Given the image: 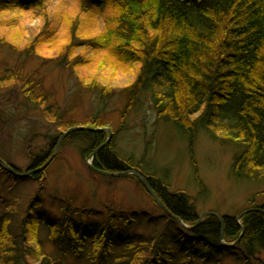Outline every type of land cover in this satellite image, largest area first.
I'll return each instance as SVG.
<instances>
[{
    "label": "trees",
    "instance_id": "obj_1",
    "mask_svg": "<svg viewBox=\"0 0 264 264\" xmlns=\"http://www.w3.org/2000/svg\"><path fill=\"white\" fill-rule=\"evenodd\" d=\"M81 1L88 4L86 11L90 17L101 19L97 24L102 23L103 29L95 36L82 32V14H76L65 16L67 30L58 38L47 26L44 10L48 0H0V14L12 9L39 11L45 18L43 28L53 33L46 37V32L42 41L49 44L58 40L69 63V58H74L71 56L81 55L84 45L91 43L92 58L104 55L118 68L137 69L134 83L125 90L124 116L142 90H151L159 117L175 122L190 140L202 123L213 139L240 149L232 166L237 180L264 181V0ZM35 41L40 42L39 36L33 38ZM75 61L80 63L78 59ZM15 85H21V95L43 109L53 121H60L65 131L89 123V129L72 130L63 144L86 138L92 142L89 157L106 142L105 131L93 130L100 126L98 119L90 118L89 122L79 124L76 120L66 121L65 116L63 120L57 110L46 109L50 94L36 72L24 78L17 69L3 67L0 88ZM56 143L57 138L48 140L44 147H31L30 169L43 166L54 154ZM92 162L100 170L113 173L131 170L143 175L175 217L161 209L150 195L165 219L158 238L143 236L132 213L124 214L114 206L109 208L107 220L89 234L77 228L75 216L87 220L93 212L85 207L73 209L72 204H67L61 208V223H48L51 239L60 251L67 235L73 245V256L84 264H223L226 254L236 256L237 264H264L261 258L264 205L245 213L240 221L231 215L221 216L222 221L216 215H207L198 224L201 215L195 210L192 196L182 189L172 191L165 180L144 172L143 159L123 157L110 143ZM0 172L17 180L40 182L45 174L44 171L20 178L10 174L1 162ZM128 177L148 192L136 175ZM29 219L24 218L23 228L32 233L31 239L36 242L37 248L28 250L39 256L37 264H70L60 256L38 251L39 221ZM170 224H174L176 231L172 238L167 237ZM26 230L17 236L11 230L10 219L2 220L0 264H23L16 240L21 236L28 239ZM115 232L122 238L117 240Z\"/></svg>",
    "mask_w": 264,
    "mask_h": 264
},
{
    "label": "rangeland",
    "instance_id": "obj_2",
    "mask_svg": "<svg viewBox=\"0 0 264 264\" xmlns=\"http://www.w3.org/2000/svg\"><path fill=\"white\" fill-rule=\"evenodd\" d=\"M87 5L81 0H48L44 11L49 30L59 38L67 30L65 16L82 14V32L95 36L103 29V24L98 25L101 19L89 16ZM44 25L45 18L39 11L12 9L0 14V71L5 66L17 69L24 78L36 72L50 94L46 109L57 110L63 120L65 116L66 121L76 120L79 124L89 122L90 118L98 119L100 126L93 130L106 132L107 145L113 143L123 157L131 156L135 161L143 159L144 172L165 180L170 190L188 192L200 215L213 212L237 217L245 210L264 205V181L237 180L233 176L238 147L213 139L201 122L190 140L175 122L159 117L153 92L148 89L140 92L124 116L125 90L134 83L137 69L118 68L104 55L92 58L91 43L84 45L81 55L71 56L80 63L74 58H69V63L64 59L58 40L49 44L42 41L48 31ZM53 33L47 32L46 37ZM38 36L40 42L33 43V38ZM20 89L21 85L0 88V160L27 172L33 161L30 148L44 147L48 140L56 138L57 148L62 133L69 129L65 131L60 121H53L43 109L26 100ZM87 125L89 123L83 127ZM64 139L44 170L42 182L17 180L0 172V224L3 219H10L12 232L19 236L27 229L23 228L26 216L29 221L38 219V251L60 256L70 264L84 263L73 256L69 237H63L64 249L60 251L50 236V225L61 223V208L67 204H72L73 209L85 207L93 212L87 220L75 216L77 228L89 234L107 220L108 210L114 206L124 214L132 213L138 232L143 236L158 238L165 219L150 193L128 175L109 176L92 170L87 164V153L92 149L90 140L77 138L63 144ZM173 227L174 224H170L168 238L176 232ZM26 231L28 239L21 236L16 240L22 251L21 263L37 264L39 256L28 250L33 246L37 248L36 242L31 239L32 233ZM114 234L117 240L122 238L119 232ZM261 258L264 261V250ZM223 264H237L236 256L226 254Z\"/></svg>",
    "mask_w": 264,
    "mask_h": 264
},
{
    "label": "water",
    "instance_id": "obj_3",
    "mask_svg": "<svg viewBox=\"0 0 264 264\" xmlns=\"http://www.w3.org/2000/svg\"><path fill=\"white\" fill-rule=\"evenodd\" d=\"M76 129H89V128H86V127H73L71 129H69L65 134H63L58 142V146L54 152V154L52 155V157L41 167H38V168H34V169H31L27 172H24V173H20L18 172L12 165L6 163V162H2L0 160V162L3 164V166L5 167V169L11 173L12 175L14 176H19L20 178H24V177H27V176H30L34 173H41L42 171H44L48 166L49 164L51 163V161L53 160V158L56 156L58 150H59V147H60V143L61 141L66 137V135H68L72 130H76ZM109 142V139L102 145L100 146L99 148H97L96 150H94V152L91 154V156H89V158L87 159V164L88 166L96 171V172H99V173H102L104 175H109V176H124V175H129V174H134L136 175L140 181L142 182V184L145 186V188L148 190V192L150 193V195L153 197V199L155 200V202L157 203L158 206H160L166 213H168L169 215L171 216H174L169 210L168 208L165 206V204L160 200V198L158 197V195L156 194V192L153 190V188L150 186V184L148 183V181L146 180V178L135 172V171H123V172H117V173H113V172H107V171H104V170H100V169H97L91 162V158H93L103 147H105ZM258 209V208H256ZM256 209H250V210H245L243 213H241L240 215L237 216V219L240 221V219L243 217V215L251 210H256ZM206 215H216L217 217H219L222 221V217L218 214H215L213 212H205L203 213L201 216H200V219H199V222L198 224L204 219V217ZM175 217V216H174ZM181 224L183 226H185L183 224V222H181ZM223 237V236H222Z\"/></svg>",
    "mask_w": 264,
    "mask_h": 264
},
{
    "label": "bare ground",
    "instance_id": "obj_4",
    "mask_svg": "<svg viewBox=\"0 0 264 264\" xmlns=\"http://www.w3.org/2000/svg\"><path fill=\"white\" fill-rule=\"evenodd\" d=\"M206 216H207V215H206ZM206 216H205V217H206Z\"/></svg>",
    "mask_w": 264,
    "mask_h": 264
}]
</instances>
